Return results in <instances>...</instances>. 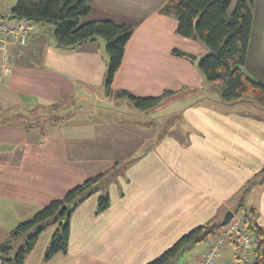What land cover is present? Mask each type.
<instances>
[{"label":"crops","instance_id":"crops-1","mask_svg":"<svg viewBox=\"0 0 264 264\" xmlns=\"http://www.w3.org/2000/svg\"><path fill=\"white\" fill-rule=\"evenodd\" d=\"M167 1L89 0L92 11L84 21L134 27L111 95L102 37L65 49L53 27L33 24L28 54L8 44L10 73L0 52V236L120 160H134L110 185L109 209L97 214V194L73 213L67 254L45 262L48 239L25 264H147L192 229L221 222L264 167V107L251 99L227 103L222 96L221 107L212 104L219 90L198 67L209 48L178 34L177 19L160 13ZM252 11L243 71L264 84V0H253ZM174 49L197 60L176 56ZM120 90L138 97L175 94L140 110L128 98L116 97ZM182 101L187 105L179 106L181 119L157 137L150 111ZM57 103L65 112L57 123L30 130L19 123V116ZM106 143L113 145L110 154ZM249 193L253 197L245 207L257 211L264 229V184ZM205 242L198 254L185 256L192 247L176 264H197L211 239ZM215 264H237L236 247L224 249Z\"/></svg>","mask_w":264,"mask_h":264},{"label":"trees","instance_id":"trees-1","mask_svg":"<svg viewBox=\"0 0 264 264\" xmlns=\"http://www.w3.org/2000/svg\"><path fill=\"white\" fill-rule=\"evenodd\" d=\"M233 2L234 0H168L161 7L160 13L177 19V32L180 36L201 41L209 48L210 52L198 60V67L207 81L218 84L224 102L251 99L264 107V84L243 71L252 33L253 0H237L232 7ZM91 11L89 0H18L9 15L3 16V19L52 25L58 46L65 49H75L97 37L104 38L109 56L105 86L107 93L111 95L115 75L123 63L125 49L134 33V27L113 20L84 21ZM173 54L191 61L197 60L195 55L179 49H174ZM173 93L167 91L163 96L138 97L127 90H120L115 96L128 98L140 110H149L157 107L164 97ZM61 104L49 107L48 114L52 112L53 115L49 114L44 124L57 123L60 117L56 110ZM19 117V123L27 130L42 127L40 125L43 122L38 116L33 122L31 116ZM133 161L125 166L116 163L109 170L87 179L68 191L63 198L50 202L30 218L18 223L11 231L10 238L0 244V261L3 264H25L43 232L52 226H56V230L46 248L44 261H50L57 254H67L73 213L83 202L97 194V214L109 209L110 185L125 175L127 167ZM262 184L264 167L239 193L237 206L233 210L236 214L242 212L244 227L255 238L253 260L249 264H264V229L258 223L257 211L246 208L244 204L246 195L256 185ZM221 227L223 226L220 221L200 225L147 264H176L188 249L212 239Z\"/></svg>","mask_w":264,"mask_h":264},{"label":"built area","instance_id":"built-area-1","mask_svg":"<svg viewBox=\"0 0 264 264\" xmlns=\"http://www.w3.org/2000/svg\"><path fill=\"white\" fill-rule=\"evenodd\" d=\"M33 23L25 20H13L0 18V52L3 53V67L6 73L11 72L13 58L8 54V44H16L20 54H28V32ZM234 245L237 249V261L239 264H249L253 260L255 238L244 227L242 216H234L225 226L217 230L214 237L201 256L197 264H215L221 257L222 251Z\"/></svg>","mask_w":264,"mask_h":264},{"label":"rangeland","instance_id":"rangeland-1","mask_svg":"<svg viewBox=\"0 0 264 264\" xmlns=\"http://www.w3.org/2000/svg\"><path fill=\"white\" fill-rule=\"evenodd\" d=\"M17 1L18 0H0V12L3 14V15H5V14H7L8 13V11L10 10V8H12L16 3H17ZM236 1L237 0H234V2H233V5H232V7H234L235 6V3H236ZM233 9V8H232ZM46 26H48V27H53L54 28V26H52V25H46ZM263 70H264V68H263ZM212 85L214 86V87H216V90L218 91L219 90V87H218V84L217 83H212ZM220 90L218 91V97H215V96H213V98L212 99H214L215 101H213V103L212 104H214V106H220L221 104L217 101V100H219V98L221 97V95H220ZM207 96H209V95H207ZM186 102H184V101H182V103H180L179 105L177 104V105H175L174 107H172V106H170V104L169 105H165L164 107H162L161 109H159V110H156V111H150V115L152 116V118H154V120H155V122H156V125H157V128H156V131L158 132L157 133V137L160 135V137H163V136H165V133H168L169 132V130H167L166 128H169L170 127V125L172 124V123H176V122H178L179 121V119H181V117L183 116V113L182 112H180V110H179V106H186V105H184ZM221 107V106H220ZM50 110H49V108L47 109V110H38V111H35V112H32V113H30V115L29 116H31L32 118H30L31 119V121L33 122L34 120V118L36 117V116H38L40 119H41V122H43L42 123V125H40V126H44L45 124H44V120H45V118H49V114L50 115H53V113L52 112H50L49 114H48V112H49ZM56 113L58 114V115H61V113H65V112H63V106L62 107H60V108H58L57 110H56ZM56 113H54V114H56ZM125 116H128V111H127V113L125 114ZM264 116V112H261L260 113V117H263ZM29 118V117H28ZM135 118H138V116L137 117H135ZM47 124V123H46ZM154 140H156V138H154ZM153 143H154V141H153ZM107 144V146H108V143H106ZM112 149H113V145L111 146V148L108 146V153L110 154L111 152H112ZM129 161H131V159H124V160H120V162H117V163H120V166H125ZM252 197H253V195H251L250 193H248L247 195H246V197H245V204L247 205V204H249L250 203V199L252 200ZM234 210V209H233ZM234 212V211H233ZM241 214H242V212H239L238 214H236V213H234V216H237V217H240L241 216ZM24 221V220H23ZM22 222V221H21ZM20 223V222H19ZM16 227V226H15ZM14 229V228H13ZM12 229V230H13ZM11 230V231H12ZM55 230H56V226H52V227H50V228H48L46 231H44L43 232V234H42V236H41V238H40V241H38V245H37V247H36V250L35 251H39L40 250V248H41V246H42V248L44 247V245L45 244H43V242L46 240H48V239H51L52 238V236H53V234H54V232H55ZM11 231H9L8 233H7V235L6 236H4V237H2V236H0V244L1 243H3V242H5V241H7L9 238H10V233H11ZM41 244H43V245H41ZM207 244V242H202V243H200V244H197V245H195V247H193L192 248V250H189V251H187V253H185L186 255L185 256H190V255H196V254H198V251H200V248L202 247V246H205ZM16 249V248H15ZM233 262V261H232Z\"/></svg>","mask_w":264,"mask_h":264},{"label":"water","instance_id":"water-1","mask_svg":"<svg viewBox=\"0 0 264 264\" xmlns=\"http://www.w3.org/2000/svg\"><path fill=\"white\" fill-rule=\"evenodd\" d=\"M234 217V212L233 211H228L223 220L221 221V226H225L227 223L230 222V220Z\"/></svg>","mask_w":264,"mask_h":264},{"label":"bare ground","instance_id":"bare-ground-1","mask_svg":"<svg viewBox=\"0 0 264 264\" xmlns=\"http://www.w3.org/2000/svg\"><path fill=\"white\" fill-rule=\"evenodd\" d=\"M248 230V229H247Z\"/></svg>","mask_w":264,"mask_h":264}]
</instances>
